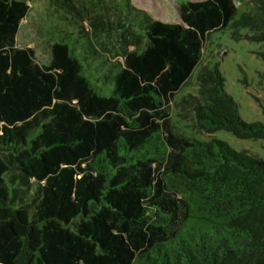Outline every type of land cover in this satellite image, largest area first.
<instances>
[{
  "label": "trees",
  "instance_id": "1",
  "mask_svg": "<svg viewBox=\"0 0 264 264\" xmlns=\"http://www.w3.org/2000/svg\"><path fill=\"white\" fill-rule=\"evenodd\" d=\"M237 1L182 0L178 23L114 3L144 36L113 52L115 65L72 22L92 47L89 65L107 68L105 94L77 56L84 44L54 42L40 63L16 43L29 4L0 0V264H264V158L177 131L171 112L212 32L262 43L264 62V0L238 17ZM197 81L181 105L200 131L264 139L218 64Z\"/></svg>",
  "mask_w": 264,
  "mask_h": 264
},
{
  "label": "rangeland",
  "instance_id": "2",
  "mask_svg": "<svg viewBox=\"0 0 264 264\" xmlns=\"http://www.w3.org/2000/svg\"><path fill=\"white\" fill-rule=\"evenodd\" d=\"M30 6L27 16L21 21L16 35V43L21 47H33L37 60L42 64H49L54 42H67L69 45L84 44L86 50L77 56L84 63V71L93 86L100 92L108 94L113 89L111 77L106 73L107 68L99 60L93 67L89 65L88 58L92 47L87 38L79 33V25L72 22L79 20L85 30L92 35L95 50L106 55L110 63L115 65L123 61L122 56L114 55L123 48L128 50L141 46L144 36L141 31L124 18L126 11L119 7H126V2L132 8L145 12L152 19L164 22H181L179 6L182 0H72L80 16L70 12L65 0H26ZM117 3L119 7L114 6ZM238 15L243 11L252 9V0H239L236 2ZM69 18V19H68ZM103 23L108 22L103 27ZM138 24L143 21L139 17ZM124 22V26H122ZM95 23L97 26L92 25ZM126 31H131L127 34ZM135 36L140 38L137 43ZM125 40V42H124ZM78 49V48H77ZM262 43L248 39L235 40L230 35V29L214 31L208 38L203 49L201 62L194 69L187 83L180 89L172 102V121L177 131L200 140H209L212 137L227 141L236 150L246 149L264 158V139H240L231 132L218 130L213 134L200 131L195 123V117L188 106L182 107L181 100L188 94H198L197 75L203 66L219 69L225 78V90L239 105L240 117L246 122L262 121L264 115V62L258 52ZM92 58V57H91ZM106 74V75H105Z\"/></svg>",
  "mask_w": 264,
  "mask_h": 264
}]
</instances>
